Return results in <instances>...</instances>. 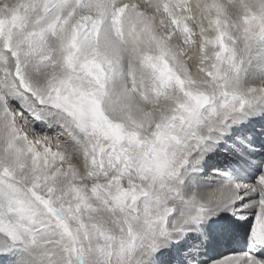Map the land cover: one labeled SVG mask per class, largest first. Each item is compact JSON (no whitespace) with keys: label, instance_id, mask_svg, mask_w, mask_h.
I'll return each instance as SVG.
<instances>
[{"label":"snow or ice","instance_id":"snow-or-ice-1","mask_svg":"<svg viewBox=\"0 0 264 264\" xmlns=\"http://www.w3.org/2000/svg\"><path fill=\"white\" fill-rule=\"evenodd\" d=\"M0 264H264V0H0Z\"/></svg>","mask_w":264,"mask_h":264}]
</instances>
